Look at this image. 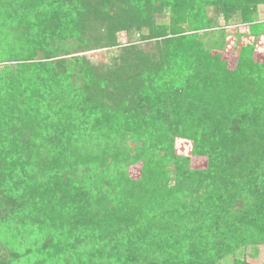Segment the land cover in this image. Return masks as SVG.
I'll use <instances>...</instances> for the list:
<instances>
[{
    "label": "trees",
    "instance_id": "1",
    "mask_svg": "<svg viewBox=\"0 0 264 264\" xmlns=\"http://www.w3.org/2000/svg\"><path fill=\"white\" fill-rule=\"evenodd\" d=\"M25 1L33 9L45 0ZM75 5L74 17L95 33L92 46L123 54L107 66L71 59L20 64L10 78L1 70L0 264H103V255L127 264H218L241 247L264 245V72L244 77L241 69L253 67L243 61L247 48L237 72L227 71L206 56L197 33L220 15L259 35L264 0ZM69 15L56 9L44 23L58 30L56 40L42 38L29 52L50 59L57 54L47 42L71 46ZM121 33L132 45L119 46ZM135 35L166 41L138 46ZM81 63L86 87L66 70ZM41 69L55 76L56 94ZM137 134L143 139L131 147ZM176 138L189 140L193 155L206 154V168L174 154ZM78 154L104 173L79 176ZM141 160L142 179L128 181L125 168Z\"/></svg>",
    "mask_w": 264,
    "mask_h": 264
},
{
    "label": "rangeland",
    "instance_id": "2",
    "mask_svg": "<svg viewBox=\"0 0 264 264\" xmlns=\"http://www.w3.org/2000/svg\"><path fill=\"white\" fill-rule=\"evenodd\" d=\"M59 1L60 2H57L56 4L54 1L45 0L43 4L36 5L35 8L32 9L29 7V3L25 0H0V72L4 69V67H6V78H10L12 73L21 69L19 65H23L24 63L34 62L41 65L42 63L48 64L57 60L69 62L71 59H84L87 63L90 62L94 65L100 66L103 64L107 66L111 63V61H114L116 58L118 59V57L123 54L121 52V47L110 48L103 45L95 49L92 46L95 33L86 29L87 26L85 22V25L79 24V17H74V12H77L76 10H73L77 9L75 0H63L64 2H61V0ZM56 9L64 14L65 17L69 13L70 15L66 20L76 23L73 25L74 34L76 36L75 42L71 43V46L68 48L64 47L65 44H63V42H47V52L57 55H53L50 59H42V56L44 55L42 52L33 54L29 51L32 46L42 38H47V40H56V38H54L55 36L53 37L52 35H56L55 32H58V30L48 29L45 31L44 28V23L53 19ZM213 9L214 8H210L208 12L210 16L214 17L216 13ZM162 17L167 16L166 14L157 15L159 22ZM57 21H59V17L57 18L56 23ZM235 22L236 20H233L231 23L234 24H229L222 16L218 15L215 17V23L211 29L206 30L205 32V29L202 30L201 28L203 26H201L197 32L201 33H199L201 36L200 42L202 43L201 48L207 53L206 56L214 59L218 57L220 59L217 60L218 62L216 61L217 65L219 62H224L226 64L227 71L229 72H237V68L240 67V63L242 61V55H244L242 53L244 49L247 48V60L243 58V61L248 64L252 63L253 67H244L241 70L243 71L244 77L247 76L246 78H252L255 80V73L264 72V29H261L259 35H254L250 28L251 24H242L239 22L236 24L237 22ZM257 23L264 24V5L259 7ZM81 26H84V28ZM70 27H72V24H70ZM168 35H171V32ZM146 38L140 39L139 35L131 37L134 41V45L138 46L147 44H149V46H155L159 42L164 44L166 41L165 37L149 39V36H147ZM119 42V46L132 45L131 43H128V38L125 33L119 34ZM65 49L68 50V52H66ZM149 51L153 52L155 50L149 49ZM29 54L35 56L33 58L35 59L34 61H27V59H29ZM197 55L198 60L203 61V59H205V57H203L204 54L198 53ZM18 59L25 60L16 61ZM133 59L134 58L131 57V59H128L127 61H134ZM82 66L84 65L82 64L80 68L75 65H69L66 67L67 72L74 76L70 79L71 81H74L75 84H77V82L80 84L82 81V79L79 78L80 75L85 73V71L81 68ZM41 70L42 76L49 77L50 83L48 85V89L56 94L57 90L53 86L52 79V77L55 76L47 74L48 69ZM80 85L86 87L87 80L85 79V83ZM44 88L46 89L47 86L45 85ZM35 89L36 92L39 90L40 94L43 91L40 86L35 87ZM141 138L142 136L140 134L134 135V137L132 136V139L135 141H133V145H131V147L139 146ZM99 141L102 145L105 144L104 139ZM191 145L192 144L189 140L176 138L173 153L178 156L190 158L191 167L195 170L206 168L208 162L206 154L197 156L193 155ZM78 156V158L81 159L76 165H73L76 166L75 170L79 171V176L85 175V171H93L94 173L98 172L100 174L104 173L103 165L98 166L93 161L86 160L87 158L84 160L80 154H78ZM143 166L144 161L141 160L140 162H137L135 166L129 165L125 168V175L128 181L139 182L143 177ZM103 256V264H110L113 262L116 264H127V260H125V258H112V256H110L105 259V255ZM235 260L243 261L246 264H264V245L249 244L246 247H241L236 250L233 255L226 256L220 260L218 264H235Z\"/></svg>",
    "mask_w": 264,
    "mask_h": 264
}]
</instances>
